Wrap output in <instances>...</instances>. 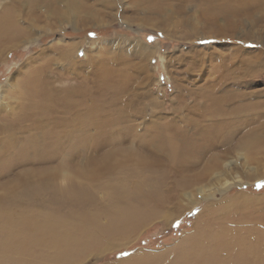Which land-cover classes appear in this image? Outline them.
<instances>
[{"label":"bare ground","instance_id":"obj_1","mask_svg":"<svg viewBox=\"0 0 264 264\" xmlns=\"http://www.w3.org/2000/svg\"><path fill=\"white\" fill-rule=\"evenodd\" d=\"M78 1L15 0L20 3L17 7L4 8L0 58L8 45L23 42L31 48L38 40L32 38L37 29L20 25L14 11L43 10L63 22L83 12ZM146 1L159 9L174 1L195 3L205 7L202 10L211 14V20L225 19L233 31L246 23L264 29V0ZM73 44L54 42L41 48L39 55L29 56L21 79L6 82L0 103V251L25 255L26 247L33 252L32 245L43 244L52 254L30 257L44 259L45 264H65L102 237L135 230L168 204L174 205L189 186L196 184L183 196L194 199V206L196 196L204 200L217 188L232 184L222 183L221 177L226 172L221 164L230 152L212 151L232 142L248 123L239 112L243 107L224 109L226 98L205 86L198 96L210 98L214 105L210 112L173 117H157L154 112L145 119L140 100L124 97L130 80L105 59L86 54L81 63L82 47ZM262 56L264 49L254 65L264 67ZM85 68L91 70L84 72ZM150 101L161 107L155 99ZM133 117L142 118V124L149 121L144 133L140 134L142 124L131 123ZM132 138L140 143L138 148L122 146ZM260 140L255 130L241 148L254 155ZM225 168L230 169L231 162ZM167 179L172 180L170 187ZM101 218L108 223L101 224ZM213 222L210 216L197 223L194 234L170 251L175 259L171 264H264V232L254 230L257 239L252 241L235 229L216 228Z\"/></svg>","mask_w":264,"mask_h":264},{"label":"rangeland","instance_id":"obj_2","mask_svg":"<svg viewBox=\"0 0 264 264\" xmlns=\"http://www.w3.org/2000/svg\"><path fill=\"white\" fill-rule=\"evenodd\" d=\"M79 1H82L83 12L63 22L49 17L43 10L37 14L23 8L14 11L21 20L20 25L37 29L32 38L38 42L31 48L23 42L17 44L20 46L17 49V45L7 46L0 58V103L6 96V82L21 79L29 56L39 55L41 48L54 42L75 43L82 47L81 63L86 54L105 59L112 69L130 80L124 97L140 100L137 103L145 107V119H151L154 112L157 117L210 112L213 102L198 96L202 92L199 89L205 86L214 89L216 96L226 98L224 109L243 107L239 112L248 117V123H244L232 142L212 151L221 155L223 151L230 152L221 164L226 171L221 177L224 178L222 183L232 184L217 188L204 200L196 196L198 203L194 206V199L183 196L196 188V184L189 186L180 192L174 205L168 204L160 210L159 216L150 218L135 230L94 241L65 264H171L175 259L170 251L174 252L183 239L194 234L197 223L210 216L216 228L235 229L243 238L256 240L253 231L264 232V201H257L264 198V179H261L264 175V67L254 63H259L264 49V29L261 32L256 23L255 27L246 23L245 28L233 31L225 19L213 21L211 14L202 10L204 6L190 2H169L159 9L155 2L146 0ZM12 4L17 7L20 3L0 0V13ZM147 50L150 53H145ZM151 52L155 53L151 55ZM55 54L47 52L45 55L53 57ZM86 70L91 69L85 68L84 72ZM150 99H155L161 107L153 106ZM132 119L131 123L142 121V118ZM143 122L140 134L149 123L148 120ZM255 130L262 143L254 155H249L242 150L241 143ZM139 145L133 138L122 143L123 147L138 148ZM230 162L231 168H225ZM167 180L166 185L170 187L172 180ZM241 196L243 198L238 199ZM201 211L204 216L199 219ZM105 220L108 221L104 218L99 221L104 225L108 223ZM30 249L34 251L28 252L26 247L22 252L25 255L13 252L8 256L7 252L0 251V261L2 264L31 261L45 264L44 259L30 256L44 255L45 258L52 254L43 244L32 245Z\"/></svg>","mask_w":264,"mask_h":264}]
</instances>
